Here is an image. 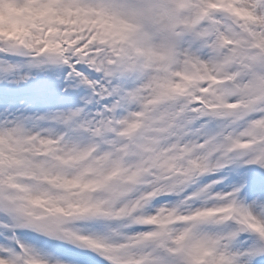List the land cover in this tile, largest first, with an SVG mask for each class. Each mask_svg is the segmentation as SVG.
Instances as JSON below:
<instances>
[{
    "label": "snow or ice",
    "instance_id": "1",
    "mask_svg": "<svg viewBox=\"0 0 264 264\" xmlns=\"http://www.w3.org/2000/svg\"><path fill=\"white\" fill-rule=\"evenodd\" d=\"M0 264H264V0H0Z\"/></svg>",
    "mask_w": 264,
    "mask_h": 264
}]
</instances>
